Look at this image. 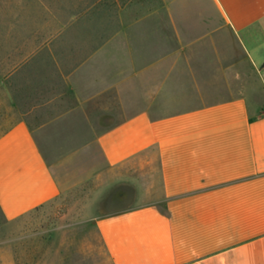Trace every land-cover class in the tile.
I'll use <instances>...</instances> for the list:
<instances>
[{
	"label": "crops",
	"instance_id": "obj_1",
	"mask_svg": "<svg viewBox=\"0 0 264 264\" xmlns=\"http://www.w3.org/2000/svg\"><path fill=\"white\" fill-rule=\"evenodd\" d=\"M73 16L0 45V217L156 150L159 198L95 219L110 264H264V0Z\"/></svg>",
	"mask_w": 264,
	"mask_h": 264
},
{
	"label": "rangeland",
	"instance_id": "obj_2",
	"mask_svg": "<svg viewBox=\"0 0 264 264\" xmlns=\"http://www.w3.org/2000/svg\"><path fill=\"white\" fill-rule=\"evenodd\" d=\"M90 1L0 0V45L9 42L11 25H31L36 31L42 27L55 30L64 21L73 22V14ZM248 100L252 103L253 98ZM2 117L0 112V124H4ZM90 157L100 160L97 150H92ZM160 186L157 153L151 150L125 165L102 170L90 180L71 185L52 202L17 220L0 217V264H42L39 234L48 232L58 234V240L50 247V258L46 253L45 262L110 264L95 228L96 217L152 202L159 198Z\"/></svg>",
	"mask_w": 264,
	"mask_h": 264
},
{
	"label": "built area",
	"instance_id": "obj_3",
	"mask_svg": "<svg viewBox=\"0 0 264 264\" xmlns=\"http://www.w3.org/2000/svg\"><path fill=\"white\" fill-rule=\"evenodd\" d=\"M261 68L264 69V60H263V64H262V67Z\"/></svg>",
	"mask_w": 264,
	"mask_h": 264
}]
</instances>
